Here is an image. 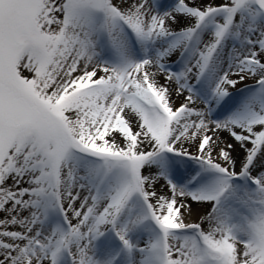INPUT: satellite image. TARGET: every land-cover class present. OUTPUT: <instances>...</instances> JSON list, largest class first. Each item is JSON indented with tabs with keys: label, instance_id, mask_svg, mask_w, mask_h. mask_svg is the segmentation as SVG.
I'll return each mask as SVG.
<instances>
[{
	"label": "snow or ice",
	"instance_id": "obj_1",
	"mask_svg": "<svg viewBox=\"0 0 264 264\" xmlns=\"http://www.w3.org/2000/svg\"><path fill=\"white\" fill-rule=\"evenodd\" d=\"M0 264H264V0H0Z\"/></svg>",
	"mask_w": 264,
	"mask_h": 264
}]
</instances>
